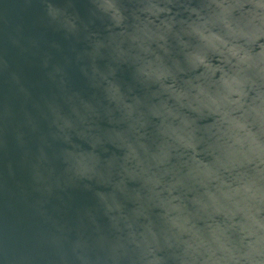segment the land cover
Here are the masks:
<instances>
[{"label":"clouds","instance_id":"1","mask_svg":"<svg viewBox=\"0 0 264 264\" xmlns=\"http://www.w3.org/2000/svg\"><path fill=\"white\" fill-rule=\"evenodd\" d=\"M38 2L70 51L40 59L56 94L32 180L95 201L74 229L53 221L61 264H264V0Z\"/></svg>","mask_w":264,"mask_h":264},{"label":"water","instance_id":"2","mask_svg":"<svg viewBox=\"0 0 264 264\" xmlns=\"http://www.w3.org/2000/svg\"><path fill=\"white\" fill-rule=\"evenodd\" d=\"M78 8L84 15L83 0ZM42 16L38 0H0V264H61L60 250L49 243L52 235H60L53 221L74 229L78 213L95 205L91 193L79 189L58 191L51 198L44 197L32 180V166L43 147L41 137L48 133L47 121L41 118V98L56 94V89L43 76L40 59L44 53H51L54 62L62 60L60 54L48 47L52 41L63 47L64 54L70 51V45L60 35L41 25ZM32 40L40 42L39 49L31 47ZM4 61L7 62L6 70L3 69ZM13 75L20 78L30 96L19 91ZM70 86L90 94L76 71L71 73ZM64 110L67 112V108ZM28 117L38 131H33ZM76 143L81 142L77 140ZM60 147L63 145L45 148L57 172L63 165L53 155ZM83 147L88 148V145L83 144ZM44 200L47 202L41 210L38 202ZM97 220L107 226L102 215ZM74 238L75 231L68 235V239ZM63 254L71 257L67 244Z\"/></svg>","mask_w":264,"mask_h":264}]
</instances>
